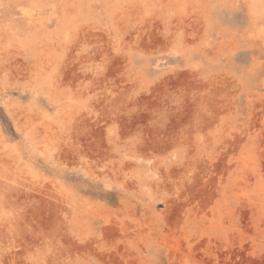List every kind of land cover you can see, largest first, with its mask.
Here are the masks:
<instances>
[{
	"label": "rangeland",
	"instance_id": "rangeland-1",
	"mask_svg": "<svg viewBox=\"0 0 264 264\" xmlns=\"http://www.w3.org/2000/svg\"><path fill=\"white\" fill-rule=\"evenodd\" d=\"M0 264H264V0H0Z\"/></svg>",
	"mask_w": 264,
	"mask_h": 264
}]
</instances>
